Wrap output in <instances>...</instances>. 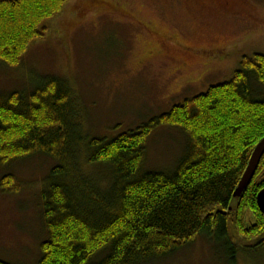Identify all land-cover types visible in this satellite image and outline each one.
Segmentation results:
<instances>
[{
  "label": "trees",
  "instance_id": "trees-1",
  "mask_svg": "<svg viewBox=\"0 0 264 264\" xmlns=\"http://www.w3.org/2000/svg\"><path fill=\"white\" fill-rule=\"evenodd\" d=\"M66 1L0 0V62L17 67ZM83 119L68 85L55 77L29 93L0 94V166L36 155L55 162L38 194L46 239L36 264H149L199 235L222 243L228 264L251 245L264 250L256 205L264 156L228 209L264 137V54L243 55L230 80L111 139L84 134ZM160 126L186 139L185 155L169 173L144 169L147 139ZM21 188L11 174L0 179L4 194Z\"/></svg>",
  "mask_w": 264,
  "mask_h": 264
},
{
  "label": "rangeland",
  "instance_id": "rangeland-1",
  "mask_svg": "<svg viewBox=\"0 0 264 264\" xmlns=\"http://www.w3.org/2000/svg\"><path fill=\"white\" fill-rule=\"evenodd\" d=\"M43 27L44 37L28 47L17 67L0 62V94L29 93L55 77L82 107L81 131L96 138L135 130L230 80L243 55L264 54V0H67ZM188 47L192 54H185ZM224 47L226 55L239 50L237 56L212 67L195 56L194 50ZM186 79L192 82L186 85ZM185 149L180 130L160 126L147 139L144 169L169 173ZM54 164L36 155L0 166V179L11 174L22 184L18 193L0 190V260H39L46 231L38 194ZM149 264H228V257L222 243L199 235ZM237 264H264V250L244 248Z\"/></svg>",
  "mask_w": 264,
  "mask_h": 264
},
{
  "label": "water",
  "instance_id": "water-1",
  "mask_svg": "<svg viewBox=\"0 0 264 264\" xmlns=\"http://www.w3.org/2000/svg\"><path fill=\"white\" fill-rule=\"evenodd\" d=\"M263 156L264 137L253 148L247 166L232 195V201L230 203V207L228 208L229 210H231L236 205V202L241 198L243 192L249 186ZM256 205L258 207L259 212L264 215V188L261 189L256 196Z\"/></svg>",
  "mask_w": 264,
  "mask_h": 264
},
{
  "label": "flooded vegetation",
  "instance_id": "flooded-vegetation-1",
  "mask_svg": "<svg viewBox=\"0 0 264 264\" xmlns=\"http://www.w3.org/2000/svg\"><path fill=\"white\" fill-rule=\"evenodd\" d=\"M227 3H225L226 5ZM166 45L163 44V47H165ZM235 48H237L236 46H234ZM192 51L193 49L188 47V48H184V52L185 54H188L191 52L192 54ZM196 53H195V56L198 57V58H202V61H206V65L212 67V66H215L217 63H221L222 61H224L226 58L228 57H231V58H234L237 56L238 54V51L236 49L235 51V54H225L224 51H225V47L224 48H206V49H198V50H194ZM225 54V58L224 59H221V55H224ZM228 60V59H227ZM181 71H183V68H177L173 74L174 76H176L177 74H179ZM179 80H183L182 78H179ZM186 79V85L191 83L192 81H188ZM264 216V215H263Z\"/></svg>",
  "mask_w": 264,
  "mask_h": 264
}]
</instances>
